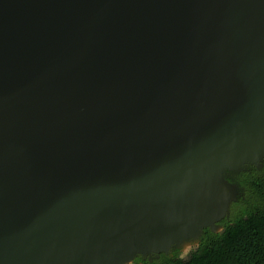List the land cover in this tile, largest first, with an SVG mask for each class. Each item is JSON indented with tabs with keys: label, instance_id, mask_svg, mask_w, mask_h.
Here are the masks:
<instances>
[{
	"label": "water",
	"instance_id": "95a60500",
	"mask_svg": "<svg viewBox=\"0 0 264 264\" xmlns=\"http://www.w3.org/2000/svg\"><path fill=\"white\" fill-rule=\"evenodd\" d=\"M263 164L264 0H0V264L153 261Z\"/></svg>",
	"mask_w": 264,
	"mask_h": 264
},
{
	"label": "trees",
	"instance_id": "16d2710c",
	"mask_svg": "<svg viewBox=\"0 0 264 264\" xmlns=\"http://www.w3.org/2000/svg\"><path fill=\"white\" fill-rule=\"evenodd\" d=\"M247 186L241 208L214 232L205 229L186 258L178 249L150 261L137 257L129 264H264V169L243 172Z\"/></svg>",
	"mask_w": 264,
	"mask_h": 264
},
{
	"label": "rangeland",
	"instance_id": "374dc122",
	"mask_svg": "<svg viewBox=\"0 0 264 264\" xmlns=\"http://www.w3.org/2000/svg\"><path fill=\"white\" fill-rule=\"evenodd\" d=\"M262 169H264V164L260 168V170H262ZM253 170L254 169H252V171ZM246 171H248V170H246ZM246 171H243V172H246ZM243 172L237 173L238 174V176H237V178H238L237 181L238 182L237 183L234 182L235 184L238 185V188H239V191H240V196H239V199L235 203H233L232 206H231V212H230L231 215L228 216V217H230L231 220L233 218V215H235L238 212V210L241 208L240 201L245 199V194L247 193V186H246V183L244 182ZM231 220H229V221H231ZM221 229H222V227H218L217 231H219ZM197 240L196 239L189 240L188 242H185L184 244H182V246L180 248H178V251H179V254L181 255V257L186 258V257H188L190 255L191 251L196 247V245L198 243ZM175 250H177V249H174L171 252V254Z\"/></svg>",
	"mask_w": 264,
	"mask_h": 264
},
{
	"label": "flooded vegetation",
	"instance_id": "af4514ba",
	"mask_svg": "<svg viewBox=\"0 0 264 264\" xmlns=\"http://www.w3.org/2000/svg\"><path fill=\"white\" fill-rule=\"evenodd\" d=\"M252 169H258V168H257V167H255V166H251V167L249 168V170H248V171H250V172H251V171H252ZM237 176H238V174H235V175H233V177H232V179H231V180H232L233 182H235V183H237V182H238V181H237V179H238V178H237ZM230 215H231V213H230ZM230 215H229V216H230ZM224 220H225V219H224ZM224 220H223V221H224ZM229 220H231V219H230V217H229ZM229 220H228V221H229ZM223 221H221V222H223ZM221 222H220V224L222 225V223H221Z\"/></svg>",
	"mask_w": 264,
	"mask_h": 264
}]
</instances>
